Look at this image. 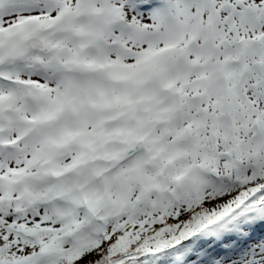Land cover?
<instances>
[{
    "label": "snow or ice",
    "instance_id": "1",
    "mask_svg": "<svg viewBox=\"0 0 264 264\" xmlns=\"http://www.w3.org/2000/svg\"><path fill=\"white\" fill-rule=\"evenodd\" d=\"M0 264H264V0H0Z\"/></svg>",
    "mask_w": 264,
    "mask_h": 264
}]
</instances>
